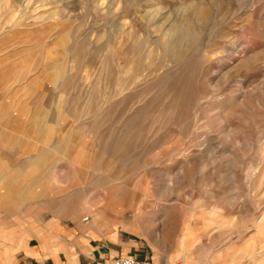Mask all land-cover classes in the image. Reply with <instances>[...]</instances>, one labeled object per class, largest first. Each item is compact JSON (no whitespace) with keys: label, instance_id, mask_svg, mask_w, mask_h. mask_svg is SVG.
Listing matches in <instances>:
<instances>
[{"label":"rangeland","instance_id":"1","mask_svg":"<svg viewBox=\"0 0 264 264\" xmlns=\"http://www.w3.org/2000/svg\"><path fill=\"white\" fill-rule=\"evenodd\" d=\"M260 188L264 0H0V215L139 213L141 259L204 264Z\"/></svg>","mask_w":264,"mask_h":264},{"label":"crops","instance_id":"2","mask_svg":"<svg viewBox=\"0 0 264 264\" xmlns=\"http://www.w3.org/2000/svg\"><path fill=\"white\" fill-rule=\"evenodd\" d=\"M10 183L13 184L11 181ZM35 186L42 189V185L36 182ZM35 186L34 182L27 181L21 189L25 188L26 191H22L31 195L35 193L32 190ZM22 191L19 190V198L24 193ZM0 196H3V192ZM6 208L14 210L12 205ZM19 209V214L8 211L0 215V264H108L112 257L119 254H132L138 259L143 258L141 252L145 248L142 235L144 228L139 213L132 214L130 221L125 220L122 215L109 219L108 222L106 213L97 214L86 206L67 208L64 215L71 220L67 225L61 224L59 215L54 212L44 220L42 206L35 207L40 212L33 219L28 217L27 206ZM81 212L85 214L79 221L84 223L77 219ZM83 216H86L85 220H82ZM230 216H234V227L244 228H233L232 238L228 242L216 243V247L213 243L219 231L216 233L213 227L219 226L218 222L209 223L201 218L193 224L188 223L190 232L196 237L201 233L208 234L213 228V242L209 244L213 260L204 264H264V188H260L255 194V202L249 209L240 213L233 211ZM210 224L213 225L211 229L203 228ZM252 225V229H245ZM127 233L135 237L130 238L125 235ZM218 236L217 234L216 237L219 238Z\"/></svg>","mask_w":264,"mask_h":264},{"label":"built area","instance_id":"3","mask_svg":"<svg viewBox=\"0 0 264 264\" xmlns=\"http://www.w3.org/2000/svg\"><path fill=\"white\" fill-rule=\"evenodd\" d=\"M86 219V216L83 220ZM108 264H155L145 259H138L132 254H119L110 259Z\"/></svg>","mask_w":264,"mask_h":264},{"label":"bare ground","instance_id":"4","mask_svg":"<svg viewBox=\"0 0 264 264\" xmlns=\"http://www.w3.org/2000/svg\"><path fill=\"white\" fill-rule=\"evenodd\" d=\"M83 219H84V218H83ZM83 219H82V220H83Z\"/></svg>","mask_w":264,"mask_h":264}]
</instances>
